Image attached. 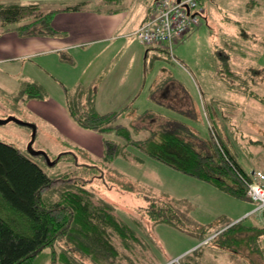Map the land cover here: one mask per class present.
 Segmentation results:
<instances>
[{"label": "rangeland", "instance_id": "1", "mask_svg": "<svg viewBox=\"0 0 264 264\" xmlns=\"http://www.w3.org/2000/svg\"><path fill=\"white\" fill-rule=\"evenodd\" d=\"M153 2L104 4L94 0L91 9L128 12L131 26L146 9L151 12ZM202 6L200 23L173 44L171 54L141 44L132 32L128 35L130 47L115 60L117 66L111 73L117 86L131 83L139 75L141 82L130 98L114 104V111H120L117 122L128 128L136 141L156 138L163 130L181 135L179 129H187L195 138L186 135L184 139L204 154L213 153V138L244 170L264 175V49L247 63L224 47L227 43L249 46L252 39L264 34V0H204ZM4 31L0 21V34ZM17 66L20 68V63L11 61L0 64V120H7L0 124V141L31 159L50 180L64 181L45 192L43 200L55 202L65 190L82 184L94 194L95 201H105L114 208L137 239L120 242L114 236V264H202L198 253L180 254L199 241L200 229L211 233L234 219L241 209H254L250 200L235 199L184 175L114 134H80L66 111L68 99L75 107L85 106L84 98L78 101L77 88L71 84L60 87L57 81V89L27 82L21 70L16 78L9 77L8 69ZM57 68L50 74L57 77ZM28 86L37 92L27 91ZM125 103L127 107L119 110ZM98 138L118 144V155L111 162L103 157ZM167 209L177 217L154 220L153 211ZM252 217L242 224L249 225ZM223 250L226 261L215 264L237 259L229 253L241 254L249 264L254 259L260 261L256 253L248 254L246 245ZM34 264L106 263L60 243L53 250L42 251Z\"/></svg>", "mask_w": 264, "mask_h": 264}, {"label": "trees", "instance_id": "2", "mask_svg": "<svg viewBox=\"0 0 264 264\" xmlns=\"http://www.w3.org/2000/svg\"><path fill=\"white\" fill-rule=\"evenodd\" d=\"M99 1L113 4L120 0ZM82 5L84 2L67 7L66 10L76 11ZM52 13L44 12L36 5H0V21L5 27L4 32L13 31L21 36L56 34L50 23ZM256 38H251L254 43L249 46L246 44L248 47L230 46L228 43L224 47L250 63L264 49V34ZM156 47L166 53L160 46ZM225 63L228 64V61ZM227 72L233 74L228 69ZM28 90L36 93L38 89L28 86ZM77 95L78 101L84 98L85 106L75 107L70 99L66 105L70 117L79 127L102 135L114 134L126 144L142 150L148 157L184 175L210 184L235 199L247 200L241 176L251 180L250 172L244 170L217 140L211 138L213 153L207 154L199 152L184 139L186 135L192 137L187 129H179L182 136L163 130L156 138L151 136L146 141H136L132 139L128 128L117 122L120 111L103 114L95 111V88H82ZM102 146L105 160H114L119 152L118 144L104 139ZM63 182L50 180L31 159L0 141V264H34L42 251L53 250L55 244L60 243L99 262L114 264L117 256L112 243L114 236L120 242L135 241V232L118 219L114 208L105 201H95L94 194L82 184L65 190L55 202L42 199L45 192ZM165 211H153L154 220L167 221L169 218L171 221L177 217L168 209ZM260 214L264 218V209ZM246 219L222 230L208 243L217 245L219 242L218 246L223 249H238L240 245H246L248 254L256 253L259 256L255 248H258L259 238L264 236V226L243 225ZM217 230L210 233L200 229L199 242Z\"/></svg>", "mask_w": 264, "mask_h": 264}, {"label": "crops", "instance_id": "3", "mask_svg": "<svg viewBox=\"0 0 264 264\" xmlns=\"http://www.w3.org/2000/svg\"><path fill=\"white\" fill-rule=\"evenodd\" d=\"M92 1L94 0L85 1L78 10L69 11L66 10L67 7L76 6L79 3L76 4L74 0H0V4L36 5L44 12L53 11L50 23L56 32L54 35L35 34L29 36H21L13 31L0 34V64H7L9 61L13 64L20 63V68L17 66L15 69L14 67L8 69L10 73L8 76L13 79L21 70V77L27 79V82H42L45 86L54 85L55 89H57V84L54 81H57L60 87L63 84L66 86L71 84L73 88H77V91L93 87L95 88L93 108L103 114L114 111L115 103L121 100L124 102L140 87V75L137 78L133 77L131 83L117 86L115 85L116 78L111 71L117 66L115 60L125 54L130 47L128 35L131 32L135 34L150 12H147L146 9L139 19L130 26L128 12L119 11L116 13L110 9L94 10L91 9L94 8L91 6ZM56 5L57 7H55ZM68 64L75 65V68ZM56 67H58L57 77L50 74L51 69ZM58 69L60 70L58 71ZM85 75L86 77L83 79ZM126 104H123L122 109L119 110L125 109ZM66 111L71 125L75 127L73 129L80 134L84 133L82 135H93L91 133L94 132L79 127L70 117L68 110ZM98 139L102 143L101 138ZM253 210V208L241 209L234 219L224 223L223 227L216 229L217 231L208 235L202 242L191 244L180 254H184V252L198 253L202 264L226 261L223 260V256L226 255L223 253V248L208 242L222 230L244 217L249 219L253 215L249 225L264 226V218L260 212L252 213ZM198 234L200 236V233ZM198 247L200 248L197 249ZM215 248H218V251ZM255 249L260 253V261L258 263V260L254 259L252 264L255 261V264H264V236L259 238L258 248ZM229 254L237 259L227 260V263L224 264L238 262L249 264L247 261H243L246 257L242 259L241 254Z\"/></svg>", "mask_w": 264, "mask_h": 264}, {"label": "built area", "instance_id": "4", "mask_svg": "<svg viewBox=\"0 0 264 264\" xmlns=\"http://www.w3.org/2000/svg\"><path fill=\"white\" fill-rule=\"evenodd\" d=\"M204 0H155L148 18L135 32L146 46L158 45L168 53L172 46L200 23ZM246 196L256 204L254 211L264 209V175L253 173L251 180L241 176Z\"/></svg>", "mask_w": 264, "mask_h": 264}, {"label": "water", "instance_id": "5", "mask_svg": "<svg viewBox=\"0 0 264 264\" xmlns=\"http://www.w3.org/2000/svg\"><path fill=\"white\" fill-rule=\"evenodd\" d=\"M7 120H0V124L5 123Z\"/></svg>", "mask_w": 264, "mask_h": 264}]
</instances>
